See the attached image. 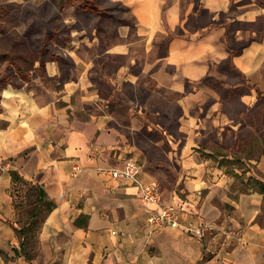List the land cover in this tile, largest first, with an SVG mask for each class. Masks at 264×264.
<instances>
[{
  "label": "rangeland",
  "instance_id": "obj_1",
  "mask_svg": "<svg viewBox=\"0 0 264 264\" xmlns=\"http://www.w3.org/2000/svg\"><path fill=\"white\" fill-rule=\"evenodd\" d=\"M248 1L229 0L215 12L205 0H0V100L8 90L51 104L63 113L53 121L137 155L162 202L171 190L181 196L182 160L195 156L211 183L199 194L203 211L222 225L235 210L227 200L263 198L218 166L219 154L264 180V61L254 72L234 63L264 43V16L237 9ZM147 3L151 23L139 8ZM30 187L11 188L19 226L34 206ZM46 215L42 209L32 257ZM262 215L261 208V226Z\"/></svg>",
  "mask_w": 264,
  "mask_h": 264
},
{
  "label": "crops",
  "instance_id": "obj_2",
  "mask_svg": "<svg viewBox=\"0 0 264 264\" xmlns=\"http://www.w3.org/2000/svg\"><path fill=\"white\" fill-rule=\"evenodd\" d=\"M205 1L206 9L225 12L229 0ZM237 9L248 18L261 17L264 0H249ZM143 21L151 23V18ZM263 61L264 43L247 48L234 63L243 72H254ZM5 92L0 100V264H264V228L255 221L262 204L259 195L227 200L235 205L233 215L222 225L213 223L199 196L211 183L203 165L190 155L182 160L181 196L171 190L163 204L182 207L187 214L182 223L200 228L202 235L170 227L153 232L138 188L97 169L119 167L117 147L108 146L101 135L89 136L68 122L53 121L63 113L51 104L41 106L26 94ZM260 159L263 169L264 157ZM75 164L81 167L76 176ZM12 171L42 185L55 204L39 232V253L30 261L16 254L20 239L15 232L19 225L11 197ZM140 179L152 182L143 169ZM79 216H84V227L74 225ZM211 223L214 231L206 234ZM113 231L124 236H113Z\"/></svg>",
  "mask_w": 264,
  "mask_h": 264
},
{
  "label": "built area",
  "instance_id": "obj_3",
  "mask_svg": "<svg viewBox=\"0 0 264 264\" xmlns=\"http://www.w3.org/2000/svg\"><path fill=\"white\" fill-rule=\"evenodd\" d=\"M118 154V153H117ZM118 154L121 164L119 167L113 168H97L101 174L107 175L112 180H115L123 185H134L140 193V202L147 213V224L151 231H159L161 229L181 228L189 233H193L197 237H201L200 228L192 224L184 225L182 221L187 219V214L182 207L175 204L165 205L162 202V195L155 184H144L140 179L142 166L129 153H124L121 157ZM81 172V167L78 164L73 166L74 176ZM118 233L111 232L115 236ZM119 236H124L119 233Z\"/></svg>",
  "mask_w": 264,
  "mask_h": 264
},
{
  "label": "trees",
  "instance_id": "obj_4",
  "mask_svg": "<svg viewBox=\"0 0 264 264\" xmlns=\"http://www.w3.org/2000/svg\"><path fill=\"white\" fill-rule=\"evenodd\" d=\"M213 154H208L207 157H213ZM220 156V160L218 161L219 167H226V174L230 176L231 178L235 179V181H238L243 186L242 189L245 192H256L262 195V204L261 208L263 211V217H264V180H258L256 178H253L251 176H246L247 174L245 172H238V169L236 167H229V164L232 163V161L238 160H228V158L223 157L222 155L218 154V157ZM213 160L217 159L215 157L212 158ZM240 163V162H239ZM12 177V186L17 183H29L31 184L30 187V193L35 194L34 199V206L30 213H28V220L19 228L15 229V232L17 236L20 239L19 248L20 250L16 252L17 255H21L25 257L27 260H32V256L30 254V251L32 252L33 249H29V246L31 244V241L34 238V233L38 228V224L40 222V212L42 209H44L47 213V215L54 209L55 204L47 199L46 192L42 185L38 183H31L29 181H25L17 171L11 172ZM14 206V204H13ZM15 209V206H14ZM16 212V211H15ZM46 215V216H47ZM84 218V216H79L75 222L74 225L77 227H84L85 225H82L80 223V219ZM264 228V225H262Z\"/></svg>",
  "mask_w": 264,
  "mask_h": 264
},
{
  "label": "bare ground",
  "instance_id": "obj_5",
  "mask_svg": "<svg viewBox=\"0 0 264 264\" xmlns=\"http://www.w3.org/2000/svg\"><path fill=\"white\" fill-rule=\"evenodd\" d=\"M139 8H140V12H141V17L145 20L148 21L149 17L151 16V13L153 11L152 6L150 5V3L147 4H139Z\"/></svg>",
  "mask_w": 264,
  "mask_h": 264
}]
</instances>
